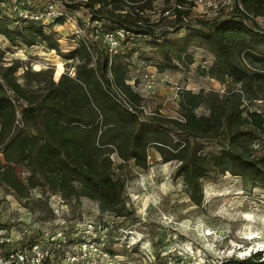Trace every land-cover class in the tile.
I'll return each mask as SVG.
<instances>
[{"label":"trees","instance_id":"1","mask_svg":"<svg viewBox=\"0 0 264 264\" xmlns=\"http://www.w3.org/2000/svg\"><path fill=\"white\" fill-rule=\"evenodd\" d=\"M7 1L0 0V36L11 46H40L60 54L51 28L64 17L43 25L18 17V8L33 6L17 1L9 5L11 10ZM149 2L64 0L70 9L84 7L90 24L100 26L91 28L94 38L77 39L64 56L75 63L68 65L72 75L64 74L58 83L53 68L33 71L19 60L0 63V187L18 200H29L33 190L45 195L48 217L42 223L54 220L51 196L66 205L86 198L97 202L102 216H120L125 178L116 171L130 161L145 169L149 149L162 163H176L174 176L181 178L196 205L202 200L203 182L225 174L264 187V27L255 21L264 17V0H234L226 15L193 22L188 11L174 10L169 26L143 16ZM105 33L117 40L114 52L102 40ZM192 49L212 57L201 71L204 76L237 89L223 95L180 89L179 117L143 114V99L128 83L130 59L136 55L153 61L157 72H164L175 62L193 64ZM199 108L206 114H197ZM256 142L260 149L255 151ZM17 167L26 172L24 180L17 176ZM103 226L110 228L107 222ZM36 241L24 242L22 250ZM260 259L254 253L225 264H263Z\"/></svg>","mask_w":264,"mask_h":264},{"label":"rangeland","instance_id":"2","mask_svg":"<svg viewBox=\"0 0 264 264\" xmlns=\"http://www.w3.org/2000/svg\"><path fill=\"white\" fill-rule=\"evenodd\" d=\"M17 1H21L20 5L27 3L33 7L44 4V0H11L5 2L7 9ZM174 5L175 0H150L144 6L143 16L169 26L173 22L170 11ZM54 7L70 9L64 0H55ZM185 10L192 22L213 18L211 12H204L201 7H186ZM67 13L73 15L71 19L78 24L71 21L51 28L59 40L60 54L40 46H11L0 36V63L7 65L19 60L33 71L53 68L54 83L66 73L72 75L68 65L75 61L66 60L64 56L76 45L77 26L87 39L94 38L96 32L91 28L100 24H90V15L84 7L71 8ZM255 21L264 27V17L255 18ZM190 53L193 64L186 67L175 62L173 69L164 72H157L153 61L139 60L136 55L130 59L128 83L143 99V114L179 117L177 92L180 89L194 93L214 90L220 95L237 89L230 82L218 83L202 74L201 71L212 62L207 52L192 49ZM61 73L63 75L58 79L56 75ZM144 74L154 75L152 84L146 82ZM18 75H21L20 71ZM197 114H206V110L199 108ZM175 170V162L162 163L160 156L149 149L145 169L130 161L116 171L125 178V209L120 216L110 213L102 216L97 202L86 198L73 199L66 205L59 202L61 198L53 196L49 199L59 216L53 213V221L42 223L48 217L45 195L40 196L33 190L29 200H18L0 187V226L5 228L0 230V243H6L0 247V264H22L17 262L20 252H25L23 264H30L29 253L22 250L24 242L40 240L46 248L50 244L46 233L52 232L56 236L61 235L59 231L62 230L63 235L73 239L75 224L83 232L100 220L111 225L106 240L124 264H225L233 260L239 262L254 253H260V261L264 264V187H253L251 182L225 174L203 182L202 200L196 205L187 196L181 178L174 176ZM16 173L21 180L27 175L20 167ZM59 203L67 206V212ZM56 225L66 227L60 230ZM67 251V247L62 248V255H58L53 264H66L62 257Z\"/></svg>","mask_w":264,"mask_h":264},{"label":"built area","instance_id":"3","mask_svg":"<svg viewBox=\"0 0 264 264\" xmlns=\"http://www.w3.org/2000/svg\"><path fill=\"white\" fill-rule=\"evenodd\" d=\"M46 1L47 0H44L43 5H37L32 7L33 10L29 8H18V17L39 22L43 25L51 24L56 21V19H58L59 17H64L62 24H68L71 21H74L78 24V21H76L75 19H71L73 15L67 13V11L55 9V2L50 0V2L48 1L46 3ZM233 3L234 0H184L183 4L175 3L173 10L170 12L171 17H173L174 19V10H185L186 7H201L203 8L204 12H211L213 18H215L229 13L232 10ZM168 13L169 11L166 12V14ZM77 28L78 30L75 33L77 34L76 39H83L84 36L82 35V29L78 26ZM118 34L119 36L121 35V33ZM102 39L104 43L108 45L109 52H114L117 49L118 44L113 33H105ZM25 69L27 68H21L19 71L22 73ZM16 74H18V72ZM144 78L146 79L147 83L152 84L154 75L144 74ZM252 149L255 151L259 150V143H253ZM58 200L59 202L62 201L61 199ZM61 203H59L60 206L63 207V210H65V212H67V206ZM49 205L53 213L59 216V213L57 214L58 210L54 208L53 204H51L50 199ZM103 223V221H97L94 226L92 225L90 229H85V231L83 232H80L77 224H75L73 226V231H75L74 236H72L73 239H70L71 237L63 235L61 229L65 228V225H56L60 226L58 229L61 230L59 231L61 235L55 236L52 232H50V235L49 233H46V236L48 237L47 239L50 240V244L48 247L45 248L44 246H42V243H40L39 240L33 243L28 250L23 251L29 253L30 264H53L54 261H56L57 256L62 255L60 254V251H62V248L65 247L68 248V251L64 254L62 258L66 264H124L122 260H120V255L113 253L110 247H108L106 233L109 230V227H104ZM18 254L19 255H17V262L20 261L23 264L25 252H20Z\"/></svg>","mask_w":264,"mask_h":264}]
</instances>
